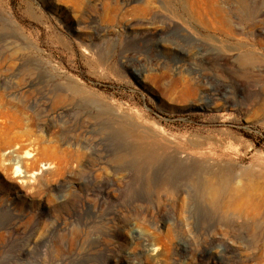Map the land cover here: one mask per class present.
Returning <instances> with one entry per match:
<instances>
[{"label":"rangeland","instance_id":"obj_1","mask_svg":"<svg viewBox=\"0 0 264 264\" xmlns=\"http://www.w3.org/2000/svg\"><path fill=\"white\" fill-rule=\"evenodd\" d=\"M231 187L264 213V0H0V264H264Z\"/></svg>","mask_w":264,"mask_h":264},{"label":"bare ground","instance_id":"obj_2","mask_svg":"<svg viewBox=\"0 0 264 264\" xmlns=\"http://www.w3.org/2000/svg\"><path fill=\"white\" fill-rule=\"evenodd\" d=\"M29 156L30 155L28 153H26L24 155V158L29 157ZM183 157H184L183 155L179 156L178 160H181V161L184 160V162H187V163L191 162V161L192 162L195 161L194 157L189 156L187 158L185 156V159H183ZM209 161H211V160H209ZM209 161H207L205 163H208ZM43 167L45 169H48L50 167V164H48V163L43 164ZM205 167H207V166H205ZM209 167H211V166H209ZM18 171H19V169L17 167L14 174L15 173L17 174ZM209 189H210V191H209L210 192L209 193L210 198H211V201H213V202L217 201L222 196V194L224 193V190H225V188H223V184L220 182H216V183L212 182L210 184ZM247 189H248V187H246V188H239V187L229 188L230 193H231V197H232V200H231L232 203H230V205L227 207V209L229 211L234 212L233 215L236 216L237 219L243 218V219H247V220H256L264 214L263 209H262L263 204L262 203H260V204L253 203L251 200L252 193L250 191H248Z\"/></svg>","mask_w":264,"mask_h":264}]
</instances>
